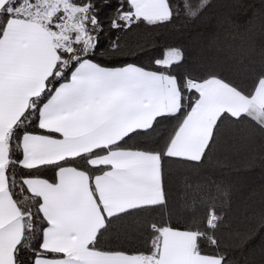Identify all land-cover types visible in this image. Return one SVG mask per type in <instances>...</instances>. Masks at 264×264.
Returning <instances> with one entry per match:
<instances>
[{
    "label": "snow or ice",
    "instance_id": "1",
    "mask_svg": "<svg viewBox=\"0 0 264 264\" xmlns=\"http://www.w3.org/2000/svg\"><path fill=\"white\" fill-rule=\"evenodd\" d=\"M212 8L0 0V264H264V185L209 163L264 141V0Z\"/></svg>",
    "mask_w": 264,
    "mask_h": 264
},
{
    "label": "trees",
    "instance_id": "2",
    "mask_svg": "<svg viewBox=\"0 0 264 264\" xmlns=\"http://www.w3.org/2000/svg\"><path fill=\"white\" fill-rule=\"evenodd\" d=\"M211 2L213 8L210 10L208 18L205 22L200 23L197 28L198 31L205 34L212 31V25L215 23V14L227 10L225 5L230 3L231 0H211ZM237 15L240 21L243 22L245 17L239 13ZM129 39H146V37H144L143 33H140L139 35L130 36ZM158 39L159 46L162 47L164 41L163 39ZM261 39L257 32V45H259ZM105 40L106 38L102 37V42ZM156 54L158 55L159 53ZM218 55L221 59H225L227 53H219ZM209 163L216 176L226 181L243 185L246 190L256 189L259 191L260 186L264 185V141H261L259 136H256L252 141H247L232 130L226 131L212 154ZM178 183L179 181L174 175L171 184V199L174 203L176 202ZM259 207V196H257L252 208H250V212L258 211ZM261 238L262 236L257 237L254 241V247L260 244ZM255 258L259 259L258 255Z\"/></svg>",
    "mask_w": 264,
    "mask_h": 264
}]
</instances>
